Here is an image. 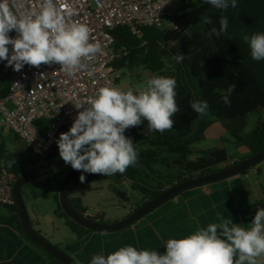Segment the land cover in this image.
Here are the masks:
<instances>
[{
    "label": "trees",
    "instance_id": "obj_1",
    "mask_svg": "<svg viewBox=\"0 0 264 264\" xmlns=\"http://www.w3.org/2000/svg\"><path fill=\"white\" fill-rule=\"evenodd\" d=\"M182 3L183 8L171 21L174 29L181 33L183 38L187 37L182 50L184 59L180 63L172 59V56L177 53L171 52L162 43L158 29L143 31L140 39L129 29H119L113 34L114 50L123 56L114 64L115 75L119 77L116 85L118 86L122 81V73L139 69L146 70L153 77H173L177 81L176 103L181 111L173 117L175 120L173 128L162 134L148 133L147 121L125 130V136L132 139L138 152L137 164L134 167L129 166L125 173H117L114 176L83 173L86 177L84 183L80 182L79 177L74 180L68 190V201L71 208L80 216L87 217L88 212L83 208V198L92 192L94 184L110 181L130 183L132 191L140 200L134 206V213L175 186L219 173V167H224L223 171L231 169L264 152V60H253L249 44L242 38L232 40L229 36H221L217 39L215 35H209L213 26L219 28L221 17H227L235 30H244L249 37L256 33H264V0H237L236 8L229 7V15L225 11L212 8L205 3V0L195 2L183 0ZM203 16H208L212 24H203L201 22ZM165 34L172 35L173 32L165 31L164 36ZM9 49L11 50V45ZM199 62L202 64L205 79H224L227 82L221 92L203 91L201 94L202 101H207L209 105L208 125L219 124L230 134L242 136L241 145L249 152L244 160L234 162L223 149L201 154L202 157L196 159L190 152V147L195 142L197 144L202 142L201 139L195 141L194 133L203 116L190 107L191 101H198L192 73ZM5 64L6 61H0V100L7 97L9 93V67H5ZM231 83H235L237 87L229 97L230 105H225L221 97L226 94ZM11 141L13 147L8 145ZM14 159L16 164L9 168L5 162ZM39 166L37 158L31 151L11 133L6 138L4 129L0 127V173L15 174L21 178L38 169ZM59 167L67 168L70 172L74 170L63 160L59 163ZM257 168H254L255 171ZM248 172L235 178L247 176ZM257 172L259 173L258 170ZM60 175L65 178L68 174L62 172ZM55 181V177L47 178L46 174L39 181L25 188L31 191L33 199L38 200L54 193ZM61 184L62 181L58 189ZM34 185L36 186L32 187ZM55 201L57 216L66 222L72 234L79 239L91 234L75 225L62 213L58 194L55 196ZM261 208L264 207L258 206L254 209L252 220L256 210ZM6 209L12 214L22 240L45 258L48 264H60L25 237L19 223L15 202L13 206ZM90 220L104 224L97 219ZM36 234L41 237L38 233Z\"/></svg>",
    "mask_w": 264,
    "mask_h": 264
},
{
    "label": "clouds",
    "instance_id": "obj_2",
    "mask_svg": "<svg viewBox=\"0 0 264 264\" xmlns=\"http://www.w3.org/2000/svg\"><path fill=\"white\" fill-rule=\"evenodd\" d=\"M212 8L228 10L238 6L237 0H205ZM22 0H0V61L5 67L20 72L25 65L39 68L42 64H59L60 69L71 75L86 67L84 61L101 50L100 44L90 43L87 24L66 19L73 13H62L54 0H40L38 11L24 12ZM16 9L17 11H14ZM17 12L19 14H17ZM203 24H212L208 16L201 17ZM15 31L18 35H9ZM209 35L229 36V19L221 17L219 28H211ZM243 39L249 44L253 60H264V33ZM11 45V52L9 49ZM180 63L183 53L172 56ZM44 73H41L43 77ZM177 81L173 77L154 76L146 81L145 88L134 94L111 86L101 87L94 97L74 105L77 117L67 132L56 141L59 156L72 169L83 173L114 176L123 174L138 162V152L125 130L147 121L150 131L164 133L175 124L173 117L180 112L176 103ZM237 85L231 83L222 95L225 105ZM190 107L200 116L207 114V101H191ZM9 168L16 160L5 162ZM219 223H209L183 238L168 239L163 254L157 251L138 250L132 245L120 247L108 254L93 255L90 264H260L264 257V208L257 209L251 227L217 214ZM219 230V231H218ZM107 235V233H102ZM75 264H80L79 260Z\"/></svg>",
    "mask_w": 264,
    "mask_h": 264
},
{
    "label": "built area",
    "instance_id": "obj_3",
    "mask_svg": "<svg viewBox=\"0 0 264 264\" xmlns=\"http://www.w3.org/2000/svg\"><path fill=\"white\" fill-rule=\"evenodd\" d=\"M8 2L11 6L13 0ZM39 2L22 0V10L38 11ZM54 2L62 13L69 10L73 13L66 19L88 25L89 42H98L101 50L84 61L85 68L77 69L71 75L56 63L42 64L39 68L25 65L20 72L9 67V93L0 100V127L17 137L37 158L40 166L47 160L60 128L73 124L76 119L80 110L74 105L83 103L87 107V100L94 97L101 87L117 88L119 77L115 75L114 64L123 56L114 50L113 34L119 29H129L140 39L143 31L159 29L171 22L180 11L176 4L183 0ZM10 35L15 38L18 34L12 31ZM41 73H44L43 77ZM18 179L15 174L0 173V207L14 205L13 187Z\"/></svg>",
    "mask_w": 264,
    "mask_h": 264
},
{
    "label": "crops",
    "instance_id": "obj_4",
    "mask_svg": "<svg viewBox=\"0 0 264 264\" xmlns=\"http://www.w3.org/2000/svg\"><path fill=\"white\" fill-rule=\"evenodd\" d=\"M168 49L171 52L174 51L169 47ZM137 72L138 74H136ZM121 76H123L122 81L127 76L128 80L133 78L139 83L146 82L153 77L149 72L141 69L133 72L125 71ZM135 86L134 83H130L123 88V91L131 88L134 94H138L140 91ZM218 125H213V129L215 130ZM152 132L155 131L148 129V133ZM214 138L206 137L205 141H211ZM195 146L190 147V152L194 155L201 152L200 149H195ZM238 161L240 160L234 162ZM119 193L122 195L120 191ZM250 196L249 186L244 184L242 180L233 178L174 198L122 234L102 235L91 233L79 239L74 234L69 237L64 233L68 238L64 242L65 246L60 244L54 247L62 248L64 254L74 261L79 260L80 264H90L93 255L103 254L106 257L126 245H132L138 250L157 251L163 254L168 239L183 238L193 234L200 227L206 228L209 223H219L217 214L223 215L228 220L232 219L233 223L241 224V227L249 229L252 222V213L256 208L251 203ZM119 199L123 202L125 200ZM56 212L55 210L54 215ZM131 214L133 212L129 213V215ZM12 217L6 207H1L0 264H48L45 258L22 240ZM87 218L91 217L87 214ZM40 225L38 220L36 226L40 228Z\"/></svg>",
    "mask_w": 264,
    "mask_h": 264
},
{
    "label": "rangeland",
    "instance_id": "obj_5",
    "mask_svg": "<svg viewBox=\"0 0 264 264\" xmlns=\"http://www.w3.org/2000/svg\"><path fill=\"white\" fill-rule=\"evenodd\" d=\"M191 1L195 2L196 0ZM176 6L181 9L183 8V3L176 4ZM158 31L160 32V36L162 37L163 44L174 50V52H176L177 54L182 53L187 37L183 38L181 33L177 32L174 29V26L171 22H168L163 27L159 28ZM163 31H172L173 34H165L164 36ZM136 74H138V72ZM192 75L198 101H202L201 94L203 91L221 92L227 84L226 80L224 79H205L203 77L202 64L200 62L194 68ZM127 76L117 86L118 89L123 90V88L128 86L130 83H134L136 85L135 87H137L139 91H142L145 88L146 82L139 83L136 82L133 78L132 80H128ZM208 124L209 121L206 114L203 116L202 121L196 127L194 133L195 141L196 139L202 140V142L198 144L196 142L193 144L197 146L194 147L195 149H200L201 151L199 154L195 155L194 159L202 157L201 154H209L222 149L226 150L231 160L234 161L244 160L249 155L248 150L241 145L242 136L230 134L227 130H223L221 128V125H218L214 130L213 126H209ZM4 135L6 138H8L10 133L4 129ZM206 137L215 138L211 141H205ZM8 145L10 147H13L12 142H9ZM61 160L62 158L59 156L58 150L55 165L47 174V178H56L55 184L53 186L54 193L52 195H48L46 197H43L42 199L35 200L32 198L31 191L29 189L24 188L22 190L24 204L26 206L27 214L32 228L52 246L64 244V242H66L68 239L65 234H67V236L69 237L72 236L71 231L68 227H66V222L62 219H59L57 213L54 215L55 210L57 211L55 196L57 194L59 195L60 188L58 189V187L60 182H63L64 180V177L60 174L62 172L66 174L70 173L69 169L59 167V163L61 162ZM218 169L219 172H222L225 168L219 167ZM257 170L259 171V173L257 172ZM257 170L255 171L254 169L248 172L247 176H242L239 178L240 180H242V182H244V184H247L249 186L251 203L253 204V206L257 208L259 206L260 208V206L264 207V163L260 164ZM131 188L132 187L130 183L121 181H110L106 183L94 184L92 185V192L87 194L83 198V208L88 210V215L91 217L90 219H97L99 222L104 223L102 225H114L126 219L129 213H132L134 211V206L137 204V202L140 201L138 195L134 193ZM119 191L123 196L128 197L126 198L127 200L130 199L132 202L130 204H126L125 201H121L117 194V192L119 193ZM38 220L41 224L40 228L36 226ZM57 249L62 252L64 251L62 248ZM259 261L260 264H264V257L259 258Z\"/></svg>",
    "mask_w": 264,
    "mask_h": 264
},
{
    "label": "water",
    "instance_id": "obj_6",
    "mask_svg": "<svg viewBox=\"0 0 264 264\" xmlns=\"http://www.w3.org/2000/svg\"><path fill=\"white\" fill-rule=\"evenodd\" d=\"M218 11H225L228 15L230 14V8L228 10H218ZM245 31L244 30H235L229 20V35L230 39H243ZM72 124L63 126L57 132L54 141L51 146L50 154L47 160L39 166L38 169L34 170L30 174L19 178L13 187V199L18 211L19 223L21 229L25 235V237L29 240L30 243L44 251L48 254L51 258H53L56 262L60 264H75V261L69 258L66 254L62 251L57 249L56 247L50 245L44 239L39 237L34 229L31 226V222L29 220L26 206L24 204L22 190L28 186L32 185L33 183L39 181L42 177L47 174L52 167L54 166L58 154V145L56 141L59 139L61 133L67 132ZM12 142V141H11ZM13 143V142H12ZM264 162V152L240 163L238 166L233 167L231 169L208 175L205 177H201L198 179H194L183 183L181 185L175 186L174 188L168 190L162 196L157 198L156 200L150 202L139 211L134 212L133 214L129 215L126 219L121 222H118L114 225H101L98 224L87 217L80 216L77 214L70 206L68 201V190L71 184L74 182L81 175V171L73 170L71 171L63 180L60 190H59V206L61 208L62 213L75 225L79 226L85 231H88L92 234H102L107 233V235L117 234L123 232L135 224L142 221L146 216L150 215L158 208L162 207L163 205L169 203L171 200L176 198L177 196L201 189L210 185L219 184L224 181L231 180L240 174L248 172L260 164ZM122 199H125L127 204H130V201L125 198V196L121 195Z\"/></svg>",
    "mask_w": 264,
    "mask_h": 264
},
{
    "label": "flooded vegetation",
    "instance_id": "obj_7",
    "mask_svg": "<svg viewBox=\"0 0 264 264\" xmlns=\"http://www.w3.org/2000/svg\"><path fill=\"white\" fill-rule=\"evenodd\" d=\"M54 165H55V164H54ZM52 168H53V167H52ZM51 170H52V169H51ZM51 170H50V171H51ZM50 171H49V172H50ZM49 172H48V173H49ZM48 173H47V174H48ZM45 175H46V174H45ZM117 193H118V192H117ZM118 196H119V198H122V196H121L119 193H118ZM142 208H143V207H142ZM136 212H137V211H136ZM146 217H147V216H146ZM146 217H145V218H146ZM139 223H140V222H139ZM137 224H138V223H137Z\"/></svg>",
    "mask_w": 264,
    "mask_h": 264
}]
</instances>
